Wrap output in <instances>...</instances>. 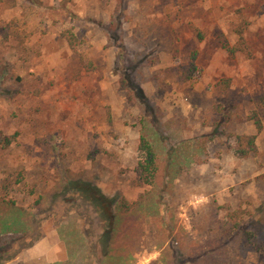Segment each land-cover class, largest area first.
I'll return each mask as SVG.
<instances>
[{
  "label": "rangeland",
  "instance_id": "1",
  "mask_svg": "<svg viewBox=\"0 0 264 264\" xmlns=\"http://www.w3.org/2000/svg\"><path fill=\"white\" fill-rule=\"evenodd\" d=\"M257 106L264 0H0V264H104L107 243V264H206L228 232V264H264V129L235 152ZM143 134L162 142L152 185Z\"/></svg>",
  "mask_w": 264,
  "mask_h": 264
},
{
  "label": "trees",
  "instance_id": "2",
  "mask_svg": "<svg viewBox=\"0 0 264 264\" xmlns=\"http://www.w3.org/2000/svg\"><path fill=\"white\" fill-rule=\"evenodd\" d=\"M237 35H239V41L235 46L230 45V43L228 41H225L223 43V48L228 52V54L231 57H234L237 53L239 52H244V50L249 47L247 44V40L244 37L245 34V30L244 29H239L236 31ZM200 38H203L202 36ZM67 40L70 44V46L76 50V47L78 45V40L77 38L73 35V34H68L67 35ZM195 69H189L187 75L185 76L186 81L190 80L193 77V71ZM124 86L125 88H129L131 90V93H134L136 91V98L138 97V100L140 101V104L143 106L144 110L147 111L149 109L148 106V100L146 99L144 93L142 92L141 88H137V86L134 87V84L132 83V80L130 78L129 74H125L124 75ZM223 89L227 90L229 88V80H223L221 81ZM130 100L134 101L135 98L130 95ZM135 96V95H134ZM232 116L229 115L228 119L231 120ZM238 121H245V120H251L254 122L256 129H257V134L256 135H251V136H236V147H235V152L236 155L239 158L245 159L248 158L254 154L257 153V146H256V139H257V135L264 129V109H260V107H256L252 113L245 118L238 116ZM161 142V141H160ZM164 145V144H163ZM158 146H162V142L161 144L158 142H155L151 139V137L149 135L143 134V136L141 137V143H140V151L143 153V159H140L137 167H136V171L139 175V179L142 185H152L153 183H156L159 175H160V161H159V154H158ZM171 156L173 157V155L171 154ZM172 162V161H171ZM86 186V185H85ZM87 188H89L87 186ZM86 191H90V189H87ZM95 191V190H94ZM97 192V191H96ZM99 193V192H97ZM104 200V199H103ZM13 208V206H9L7 204L5 205H0V216H2L1 212H8L9 210H11ZM111 224H114L113 228L115 227V215H113L112 213L108 215ZM259 223L262 224L264 221L262 219H258ZM253 226H256V224L254 223ZM112 227V225H111ZM111 227L110 230L108 231V240H113L114 237V231L111 233ZM261 228V227H260ZM110 232V233H109ZM246 236L249 237L248 240L251 241L252 238L256 239L257 234L252 231H247ZM112 237H111V236ZM110 236V238H109ZM237 237V235H236ZM223 238V237H222ZM216 238L214 240L216 241H222V243L220 244L218 242V244L216 246L213 247H205L207 249L203 250V255L200 256L199 258H196V256H193L190 258V263H194L195 261L198 260H205L206 264H228V255H227V250H228V242L227 240H229L231 238V233L228 232V234H226L225 238ZM222 239V240H221ZM262 247H259L257 250H261ZM264 249V248H263ZM4 251V249L0 250V254H2ZM92 251V249H91ZM6 252V251H4ZM104 256V264H107V261H110L114 258H116V252L111 248V245L109 243L106 244V249L103 253ZM118 258V257H117ZM78 264H83L82 262H78Z\"/></svg>",
  "mask_w": 264,
  "mask_h": 264
}]
</instances>
